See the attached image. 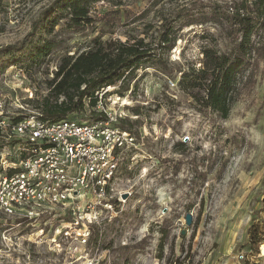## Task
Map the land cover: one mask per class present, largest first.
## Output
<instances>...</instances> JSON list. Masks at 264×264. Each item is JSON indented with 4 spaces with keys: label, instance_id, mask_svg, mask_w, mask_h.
<instances>
[{
    "label": "rangeland",
    "instance_id": "374dc122",
    "mask_svg": "<svg viewBox=\"0 0 264 264\" xmlns=\"http://www.w3.org/2000/svg\"><path fill=\"white\" fill-rule=\"evenodd\" d=\"M53 1L0 0V49L18 44ZM148 1L128 0L120 15L111 4L98 3L93 29L55 28L56 47L29 72L19 64L27 50L0 53L2 117L40 114L34 107L48 93L60 58L84 51L101 31L103 40H124L130 29L123 26L124 11L138 13ZM206 30L215 33L211 27L183 31L171 51V76L140 70L138 77L144 76L133 92L119 97L108 88L101 97L99 109L116 115L117 126L136 138L118 182V190L131 196L122 199L116 215L91 228L87 246L67 251L53 244L51 226L37 238V225L0 214V264H264V257L255 258L264 249V65L251 95L237 102L225 121L197 114L169 85L177 82L178 67L198 58L195 34ZM40 36L52 37L38 29L35 41ZM134 107L141 108V116L130 112ZM68 118L97 122L88 111ZM12 147L1 140L0 155L17 158ZM252 227L260 239L256 244L250 241ZM240 254L246 260L238 262Z\"/></svg>",
    "mask_w": 264,
    "mask_h": 264
},
{
    "label": "trees",
    "instance_id": "16d2710c",
    "mask_svg": "<svg viewBox=\"0 0 264 264\" xmlns=\"http://www.w3.org/2000/svg\"><path fill=\"white\" fill-rule=\"evenodd\" d=\"M127 1L54 0L39 13L30 33L18 44L1 48L0 53L27 50L19 64L29 72L43 65L56 47L54 36L59 31L55 28L74 33L93 29L96 4H111L117 8L114 13L120 15ZM124 12L123 26L130 27L124 40H103L101 31L84 51L60 58L48 81V93L34 107L42 120L58 122L88 111L93 121H104L97 94L108 88H114L119 97L133 92L144 76L138 77L140 70L153 69L171 76V51L183 31L191 27L215 31L195 34L200 41L198 58L177 68L176 91L197 114L227 120L233 106L251 95L263 73L264 0H149L138 13ZM38 29L52 37L40 36L35 41ZM130 112L141 116L140 107ZM255 230H249L254 244L260 240Z\"/></svg>",
    "mask_w": 264,
    "mask_h": 264
},
{
    "label": "built area",
    "instance_id": "2783aa9c",
    "mask_svg": "<svg viewBox=\"0 0 264 264\" xmlns=\"http://www.w3.org/2000/svg\"><path fill=\"white\" fill-rule=\"evenodd\" d=\"M105 91L97 94L98 109ZM99 111L106 118L93 123L46 122L35 113L14 122L0 113V141L17 154L11 160L0 155V214L37 225V238L51 226L53 244L67 251L87 246L91 228L113 218L131 196L118 190V182L136 138L117 126L116 115Z\"/></svg>",
    "mask_w": 264,
    "mask_h": 264
},
{
    "label": "water",
    "instance_id": "95a60500",
    "mask_svg": "<svg viewBox=\"0 0 264 264\" xmlns=\"http://www.w3.org/2000/svg\"><path fill=\"white\" fill-rule=\"evenodd\" d=\"M123 198H126V195L123 196ZM185 221H186V225L190 226L191 225V215L187 214L185 217ZM260 254L264 255V249H261Z\"/></svg>",
    "mask_w": 264,
    "mask_h": 264
},
{
    "label": "bare ground",
    "instance_id": "6f19581e",
    "mask_svg": "<svg viewBox=\"0 0 264 264\" xmlns=\"http://www.w3.org/2000/svg\"><path fill=\"white\" fill-rule=\"evenodd\" d=\"M122 101H123V103H124V104H126V103H127V101H126L125 99H122Z\"/></svg>",
    "mask_w": 264,
    "mask_h": 264
}]
</instances>
